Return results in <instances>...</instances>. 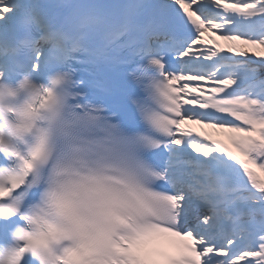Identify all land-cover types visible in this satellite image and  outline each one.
<instances>
[{
  "label": "snow or ice",
  "instance_id": "obj_1",
  "mask_svg": "<svg viewBox=\"0 0 264 264\" xmlns=\"http://www.w3.org/2000/svg\"><path fill=\"white\" fill-rule=\"evenodd\" d=\"M71 7L70 16L50 20L42 5L0 0V79L41 80L75 52L111 61L120 37H127L132 57L148 58L159 70L170 130L157 163L164 198L156 222L118 245L122 259L112 264H264V78L258 75L264 60L249 55L264 57V0ZM168 56L181 67H166ZM178 81H184L179 88ZM0 154V233L7 243L25 219L32 164H16L12 150ZM200 205L207 212L190 222ZM19 264L36 261L24 257ZM65 264L94 262L73 253Z\"/></svg>",
  "mask_w": 264,
  "mask_h": 264
},
{
  "label": "clouds",
  "instance_id": "obj_2",
  "mask_svg": "<svg viewBox=\"0 0 264 264\" xmlns=\"http://www.w3.org/2000/svg\"><path fill=\"white\" fill-rule=\"evenodd\" d=\"M72 87V75L64 70L44 80L31 74L0 79V153L12 150L20 158L16 164H32L23 189L25 219L0 244V264H12L13 257L16 264L24 257L65 264L73 253L112 264L122 259L118 245L156 222L164 174L149 154L163 147L170 131L161 87L147 129L138 134L99 110L73 105Z\"/></svg>",
  "mask_w": 264,
  "mask_h": 264
},
{
  "label": "bare ground",
  "instance_id": "obj_3",
  "mask_svg": "<svg viewBox=\"0 0 264 264\" xmlns=\"http://www.w3.org/2000/svg\"><path fill=\"white\" fill-rule=\"evenodd\" d=\"M220 34H222V33H217V35H220ZM221 43L223 44L224 42L221 41ZM229 55H234V54H229ZM249 55H250V56H253V59H255V60H264V57H255V56H254V53H249ZM238 59H246V58L238 57ZM258 75H259L260 78L264 77V68H258ZM196 83H201L202 85L204 84V82H193V83H192V86H195ZM204 86H205L206 88H210V87H212L213 85H212L211 83H208V84H206V85H204ZM233 87H235V86H233ZM185 98L187 99V98H189V97H185ZM194 127H197V128L199 129V126H194ZM207 131H210V132H211V131H213V130L208 129ZM220 137L227 141V137H226V136H224V135H217V138H220ZM247 259L255 260L256 258L248 257ZM238 264H246V261H239Z\"/></svg>",
  "mask_w": 264,
  "mask_h": 264
}]
</instances>
